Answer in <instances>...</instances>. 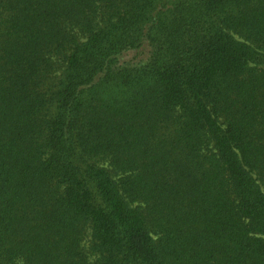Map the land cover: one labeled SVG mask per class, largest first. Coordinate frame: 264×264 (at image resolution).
I'll use <instances>...</instances> for the list:
<instances>
[{
    "label": "trees",
    "instance_id": "trees-1",
    "mask_svg": "<svg viewBox=\"0 0 264 264\" xmlns=\"http://www.w3.org/2000/svg\"><path fill=\"white\" fill-rule=\"evenodd\" d=\"M0 264H264V0H0Z\"/></svg>",
    "mask_w": 264,
    "mask_h": 264
}]
</instances>
